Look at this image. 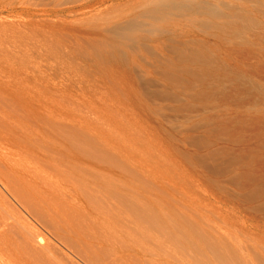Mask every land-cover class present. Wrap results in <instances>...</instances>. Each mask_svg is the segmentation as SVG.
<instances>
[{
  "label": "rangeland",
  "instance_id": "1",
  "mask_svg": "<svg viewBox=\"0 0 264 264\" xmlns=\"http://www.w3.org/2000/svg\"><path fill=\"white\" fill-rule=\"evenodd\" d=\"M215 3L0 0V246L37 264L264 257V0Z\"/></svg>",
  "mask_w": 264,
  "mask_h": 264
},
{
  "label": "bare ground",
  "instance_id": "2",
  "mask_svg": "<svg viewBox=\"0 0 264 264\" xmlns=\"http://www.w3.org/2000/svg\"><path fill=\"white\" fill-rule=\"evenodd\" d=\"M220 5H221V3H220V0H216V3L214 4V6H213V11L214 12H219V7H220ZM241 9L240 10H238L237 8H236V6H235V4L234 5H231V6H227V14L229 15V17H230V22H231V25H233L234 26V29H235V31H241L240 30V27H242V29H243V23H250L251 21H252V19L250 18V16H249V14H248V8H242V6L240 7ZM47 140V139H46ZM4 166V165H3ZM3 169V168H2ZM9 169V168H8ZM11 169V168H10ZM33 170V169H32ZM9 171V170H8ZM35 171H36V169H35ZM2 171H0V173H1ZM14 172V171H13ZM12 173V172H11ZM16 174V173H15ZM9 177V176H8ZM17 179V178H16ZM10 181V180H9ZM8 182V181H7ZM7 182H6V184H7ZM2 183V182H1ZM5 184V185H6ZM7 185H9V184H7ZM11 185V184H10ZM6 187V186H5ZM4 188V187H3ZM12 190V189H11ZM8 191V190H7ZM13 193H15L16 195H17V197H19L21 200H23L24 202H22L21 204H23V203H25V206L28 204L29 205V208H30V211L32 212H30L31 214H33V215H35L37 218H39L40 220H43V223H44V221L46 222V223H48V224H50V222L51 221H49L48 220V218H47V216H46V214H45V212H44V210H42L41 209V207H40V205L38 204V203H31L32 201H30L29 199H27V198H25L26 196L23 194V192H21V191H18L17 190V188L16 187H13V191H12ZM13 196H15L14 194H13ZM17 197H14L15 199L17 198ZM2 199H6V198H2ZM20 200V201H21ZM30 201V202H29ZM8 203V202H7ZM27 203V204H26ZM24 205V204H23ZM43 206V205H42ZM1 207V206H0ZM15 207V206H14ZM21 207V206H20ZM19 207V208H20ZM24 207V206H23ZM52 207V206H51ZM107 207H108V204H107ZM13 208V207H12ZM27 208H28V206H27ZM105 208V207H104ZM103 208V209H104ZM114 208V207H113ZM129 208V207H128ZM132 208H133V206H132ZM26 209V208H25ZM106 209V208H105ZM120 209V208H119ZM131 209V208H130ZM147 209V208H146ZM107 210V209H106ZM27 211H28V209H27ZM47 211V210H46ZM108 211V210H107ZM121 211V210H120ZM128 211V210H127ZM17 212V211H16ZM131 213H134L135 214V216L138 218V214H139V212L135 209V207H134V210H131L130 211ZM143 212V211H142ZM112 213V212H111ZM115 213V212H114ZM113 213V214H114ZM122 213V212H121ZM141 213V212H140ZM155 213V212H154ZM110 214V213H109ZM112 214V215H113ZM22 215V214H21ZM66 215V214H65ZM64 215V216H65ZM67 215H69V214H67ZM115 215V214H114ZM140 215V214H139ZM146 215H147V213H146ZM157 215V214H156ZM32 216V215H31ZM63 216V215H62ZM116 216V215H115ZM118 216V215H117ZM141 216V215H140ZM144 217H145V215H143ZM148 216V215H147ZM152 216H155L154 214L152 215ZM158 216H160V215H158ZM29 217V216H28ZM122 217V216H121ZM135 217V218H136ZM151 217V216H150ZM157 217V216H156ZM119 218V217H118ZM125 218V217H124ZM147 218H149V217H147ZM160 218V217H159ZM140 219H141V217H140ZM140 219H138L139 221H140ZM145 219V218H144ZM143 219V220H144ZM150 219H152V218H150ZM150 219H148L149 221L148 222H150ZM161 219V218H160ZM170 219V218H169ZM133 220V219H132ZM152 220H154V219H152ZM162 220H163V218H162ZM168 220V219H167ZM34 221H36L35 219H34ZM58 221V220H57ZM71 221V220H70ZM75 221V220H74ZM125 221V220H124ZM128 221V220H127ZM129 221H130V219H129ZM155 221V220H154ZM153 221V222H154ZM157 221V220H156ZM166 221V220H165ZM38 222H40L41 223V221H37V223ZM158 222H159V220H158ZM157 222V223H158ZM170 222V221H169ZM53 223V222H52ZM51 223V224H52ZM72 223V222H71ZM151 223V222H150ZM35 224V223H34ZM45 224V223H44ZM43 224V225H44ZM60 224V223H59ZM122 224H123V222H122ZM145 224V223H144ZM154 224H156V223H154ZM172 224H173V222H172ZM70 225V224H69ZM83 225V224H82ZM124 225V224H123ZM188 225V224H187ZM157 226V225H156ZM160 226V225H159ZM182 226V225H181ZM184 226H186V224L184 225ZM43 227V226H42ZM45 227V226H44ZM57 227V226H56ZM56 227H55V229H56ZM186 227H188V226H186ZM190 228H191V226H189ZM76 228V227H75ZM154 228V227H153ZM183 228H185V227H183ZM190 228H188V229H190ZM158 229V228H157ZM186 229V228H185ZM185 229H183L181 232H182V235L184 236L185 234H186V232L185 231H187V230H185ZM37 230V229H36ZM39 230V229H38ZM67 230V229H66ZM75 230V229H74ZM129 230H130V228H129ZM148 230V229H147ZM185 230V231H184ZM42 231V230H41ZM149 231V230H148ZM160 231H162V230H160ZM190 231H192L191 229H190ZM196 232H197V230H195ZM194 230H193V232H190L191 234L192 233H196ZM40 232V231H39ZM38 232V233H39ZM85 232V231H84ZM150 232V231H149ZM185 232V234H183ZM188 232H189V230H188ZM200 232V231H199ZM198 232V233H199ZM22 233V232H21ZM42 233H44V232H41V234ZM49 233V232H48ZM198 233H196V234H198ZM202 233V234H201ZM199 235H200V237L199 238H201V239H203V241H204V243H206L207 244V249L209 250V251H212L214 254H215V257H217L218 259H219V261L223 258V260H225V259H227V258H225V257H223V251L216 245V242H215V238L214 239H211L212 237H208V235H206V234H203V232H201ZM206 233V232H205ZM32 234V233H31ZM30 234V235H31ZM37 234V233H36ZM35 234V235H36ZM40 234V235H41ZM59 234V233H58ZM71 234V233H70ZM190 234V235H191ZM43 235V234H42ZM41 235V236H42ZM44 235L46 236V234L44 233ZM66 235H69V234H66ZM150 235V234H149ZM148 235V236H149ZM164 235V234H163ZM179 236H181V234L179 235ZM198 236V235H197ZM210 236V235H209ZM29 237V236H28ZM40 237V236H39ZM97 237V236H96ZM192 237H195L194 235H192ZM19 238V237H18ZM31 238V237H30ZM45 238H48L47 236L45 237ZM195 238H197L198 239V237H195ZM93 239V238H92ZM167 239V238H166ZM183 239H184V237H183ZM220 239H222L221 237H220ZM12 240V239H11ZM13 240H16V239H13ZM20 240V239H19ZM31 240V239H30ZM78 240V239H77ZM163 240V239H162ZM173 240V239H172ZM200 240V239H199ZM23 241V240H22ZM33 241V240H32ZM82 241V240H81ZM159 241V240H158ZM166 241V240H165ZM168 241V240H167ZM198 241V240H197ZM226 241V240H225ZM84 242V241H83ZM150 242V241H149ZM148 242V243H149ZM152 242V241H151ZM14 243V242H13ZM16 243H18V242H16ZM21 243V242H20ZM37 244H38V242H36ZM40 244H41V242H39ZM143 243V242H142ZM201 243V242H200ZM203 243V242H202ZM19 244V243H18ZM22 244V243H21ZM24 244V243H23ZM23 244H22V246H23ZM33 244V243H32ZM48 244V243H47ZM145 244V243H144ZM191 244V243H190ZM206 244L204 245L205 247H206ZM221 244H222V242H221ZM15 245V244H14ZM163 245V244H162ZM161 245V246H162ZM166 245V244H165ZM25 246V245H24ZM33 246H34V244H33ZM40 246H43V244L42 245H40ZM40 246H39V248H40ZM44 246H46L45 244H44ZM43 246V247H44ZM193 246V245H192ZM195 246V245H194ZM221 246V245H220ZM26 247V246H25ZM36 248H37V245L35 246ZM75 247H77V246H75ZM226 247L228 248H226V250H232L233 251V253H234V255H236V256H238V254H237V252L239 251V252H242V249L240 250H238L236 247H233L232 245H226ZM34 249V247H26V248H23V249H20V248H17V247H15V246H13L12 244H10V242H6V243H3L1 246H0V263L1 264H37L36 262H34L33 260H34V258L32 259L30 256H31V254H29V253H31V251H32V253H33V249ZM36 248H35V250H36ZM83 248V247H82ZM87 248V247H86ZM92 248V247H91ZM158 248V247H157ZM238 248H239V246H238ZM242 248V247H241ZM46 249V248H45ZM48 249V248H47ZM55 249V248H54ZM77 249V248H76ZM83 249H85V248H83ZM89 249V248H88ZM222 249H224V248H222ZM53 250V249H52ZM74 250V249H73ZM79 250H80V248H79ZM78 250V251H79ZM86 250V249H85ZM91 250V249H90ZM98 250V249H97ZM145 250V249H144ZM251 250V249H250ZM38 251V250H37ZM40 251V250H39ZM77 251V252H78ZM82 251V250H81ZM80 251V252H81ZM169 251V250H168ZM224 251H225V249H224ZM231 251V252H232ZM254 251V253H253V258L255 259V264H264V257H262V256H259L257 253H256V251L255 250H253ZM252 251V252H253ZM49 252V251H48ZM212 252H210V253H212ZM35 253H39V252H35ZM34 253V254H35ZM42 253V252H41ZM51 253V252H50ZM90 252H88V253H85V254H80L79 256L81 257V259H83V261L86 263V264H105L104 263V261H103V258L101 259V258H99V257H95V256H91V254H89ZM160 253V252H159ZM167 253V252H166ZM224 253H226V251L224 252ZM229 253V252H228ZM227 253V254H228ZM232 253V254H233ZM40 254V253H39ZM44 254V253H43ZM77 254H79V253H77ZM45 255V254H44ZM49 255V254H48ZM51 255V254H50ZM212 255V254H211ZM229 255H231V254H229ZM240 255H242V254H240ZM54 256V255H53ZM66 256V255H65ZM149 256V255H148ZM165 256V255H164ZM38 257H41L40 255L38 256ZM60 257V256H59ZM152 257V256H151ZM169 257V256H168ZM215 257H213V258H215ZM231 257H232V255H231ZM242 257V256H241ZM244 257V256H243ZM106 258V257H105ZM109 258V257H108ZM124 258V257H123ZM138 258V257H137ZM173 258V257H172ZM175 258V257H174ZM225 258V259H224ZM238 258V257H237ZM80 259V258H79ZM134 259V258H133ZM132 259V260H133ZM131 260V261H132ZM155 260V259H154ZM223 260L222 261H217L218 263H222L223 262ZM238 260H239V258H238ZM238 260H237V262H238ZM240 260H242L241 258H240ZM37 261V260H36ZM41 261V260H40ZM39 261V262H40ZM51 261V260H50ZM108 261V260H107ZM134 261V260H133ZM149 261V260H148ZM198 261V260H197ZM202 261H204V260H202ZM226 261V260H225ZM231 261H233V260H230L229 262H231ZM38 262V263H39ZM52 262V261H51ZM128 262H130V261H128ZM137 262H139L138 260H137ZM153 262V261H152ZM151 262V263H152ZM165 262V261H164ZM176 262V261H175ZM174 262V263H175ZM199 262V261H198ZM205 262V261H204ZM207 262V261H206ZM237 262H235V264L237 263ZM240 262V261H239ZM41 263V262H40ZM133 263V262H132ZM139 263H141V262H139ZM150 263V262H149ZM150 263V264H151ZM224 263V262H223ZM222 263V264H223ZM226 263V262H225ZM42 264V263H41ZM44 264H46L45 262H44ZM48 264V263H47ZM106 264H108V263H106ZM109 264H112V263H109ZM113 264H128V263H126V261L125 260H123L122 258L121 259H114V261H113ZM144 264H145V262H144ZM163 264H173V263H171V262H165V263H163ZM201 264V263H200ZM205 264H207V263H205ZM227 264V263H226Z\"/></svg>",
  "mask_w": 264,
  "mask_h": 264
}]
</instances>
